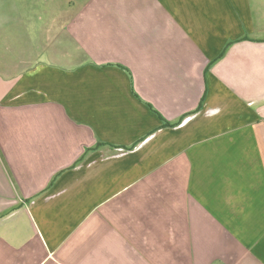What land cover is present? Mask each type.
I'll use <instances>...</instances> for the list:
<instances>
[{"label":"crops","instance_id":"crops-1","mask_svg":"<svg viewBox=\"0 0 264 264\" xmlns=\"http://www.w3.org/2000/svg\"><path fill=\"white\" fill-rule=\"evenodd\" d=\"M0 264H264V0H0Z\"/></svg>","mask_w":264,"mask_h":264}]
</instances>
